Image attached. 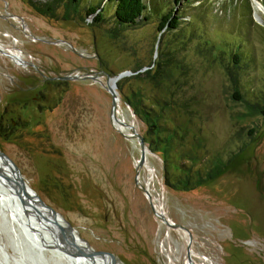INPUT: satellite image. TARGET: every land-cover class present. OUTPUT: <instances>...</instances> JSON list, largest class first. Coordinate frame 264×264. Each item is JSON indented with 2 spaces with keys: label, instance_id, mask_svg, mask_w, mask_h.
Listing matches in <instances>:
<instances>
[{
  "label": "rangeland",
  "instance_id": "374dc122",
  "mask_svg": "<svg viewBox=\"0 0 264 264\" xmlns=\"http://www.w3.org/2000/svg\"><path fill=\"white\" fill-rule=\"evenodd\" d=\"M103 1L81 0V13L64 19V0H0L2 54L28 62L0 54V151L114 264H264V0H205L196 10L204 0H184L182 33L169 38L155 15L119 29L109 4L95 27L85 8ZM166 61L162 79L144 78ZM125 71L113 116L126 126L118 128L100 72ZM74 74L99 80L60 79ZM137 92L141 103L124 98ZM141 109L161 116L163 147L144 143L139 167L130 135L148 133ZM8 219L0 217V243L9 254L66 264L31 249Z\"/></svg>",
  "mask_w": 264,
  "mask_h": 264
},
{
  "label": "trees",
  "instance_id": "16d2710c",
  "mask_svg": "<svg viewBox=\"0 0 264 264\" xmlns=\"http://www.w3.org/2000/svg\"><path fill=\"white\" fill-rule=\"evenodd\" d=\"M53 2H54L53 7H56L60 4V2H63V0H53ZM80 2L81 0H64L63 5L67 11L66 16H64V19H67L69 10L76 14L81 13L80 7L82 6V4H80ZM173 2H174V6L168 9L166 8L168 6L167 4H166L167 5L166 7L164 6L165 3L163 2V0H104L103 5L101 7L91 5L92 3L88 4V6L85 8V14L87 16L95 15L94 25H96L95 27H99L100 23H102V21L104 20V17H103L104 16V5L109 4L113 11L112 13L113 19L119 29L133 27L137 25L138 22L148 21L151 15H155V16H158L157 30H159V32L163 31L164 33H166V36H167L166 38H169L172 34H175L174 36H177L179 33H182V30L180 28L182 15L178 14L179 12L177 11V9L179 8L180 4L184 2V0H173ZM204 4H205V0L201 4L199 2L198 6H196L193 10H196L198 8L205 6ZM51 12H52V9L50 10L49 8H47L46 11L44 9L42 11V13H47V14ZM203 13H200L199 15L200 20H202L203 18ZM209 13L210 11L208 10V14ZM214 18H215V15H214ZM96 23H99V24H96ZM112 35H114V33ZM170 41L171 40L167 42L169 43ZM232 56H233V61H237V59L240 58L238 53H233ZM167 62L168 61L164 63V66L158 62L155 68L156 70L153 73H151L149 70L144 75V78H147L150 82L158 81L162 79L163 77L162 72H165L164 70L167 66ZM136 70L137 69H135L134 72ZM139 77L140 75L137 74L135 76H131V78L123 79L121 83L119 84V89L124 82L132 81V80H139ZM124 98H126L129 103L133 101V103L138 104V103H141L142 101L139 92H137L136 94L134 93L132 96L124 97ZM24 109L26 110L25 107ZM137 113L139 117L141 116L144 117V122L146 123V126L148 128V133H146V135L143 136L144 143L146 144L151 143V146H150L151 150H153L151 148L153 146L157 149L159 146L162 148L163 144L159 145V143L156 142V140L159 141V138H160L159 134L161 133L160 132L161 130L159 131V127H160L159 118H161V116L159 115L155 116L154 114L152 115L151 113L145 112L142 109H141V112H137ZM261 114L264 115V110H261ZM166 142L168 144L169 140H167ZM157 149L154 151H158ZM221 172H222V167L214 169L209 174H207L205 177H200V180L196 182L195 186H199L203 182L216 177ZM180 187L183 190L189 189V186L187 183L180 185Z\"/></svg>",
  "mask_w": 264,
  "mask_h": 264
},
{
  "label": "bare ground",
  "instance_id": "6f19581e",
  "mask_svg": "<svg viewBox=\"0 0 264 264\" xmlns=\"http://www.w3.org/2000/svg\"><path fill=\"white\" fill-rule=\"evenodd\" d=\"M12 19H15L17 22V18L11 15V20ZM3 36L6 37V35ZM8 49L10 48H6V50ZM11 50L15 52L14 49L11 48ZM2 52L3 51L0 49V54L2 56L8 58L9 60H12V56L11 58H9L3 55ZM13 64L20 66L22 68H26L28 62L26 61V65H22V64L20 65L14 62ZM114 123L118 128L123 126V121L117 119L116 116H114ZM12 177L15 176L11 174L9 167H7L1 161L0 162V217L9 218L8 221L10 228H15V227L18 228V225H22L23 229L25 230V233L34 242L31 244L29 243V245L32 248L28 246V244L26 243L29 248L34 249L35 252L42 255V250H39L41 248H38L39 246L37 243L39 244L42 243L47 246H51L55 244H58L60 246L68 245V246H72L70 247L71 249L78 252L75 256L80 258L81 264H114L111 256L108 257L86 256L85 253L89 251L86 249V247L83 246L82 242H80V240L74 234L68 231L66 221L63 220L59 214L58 215L55 214L54 216L51 217V215H49L47 210L41 209L36 205H34L31 207L35 212L34 211H33L34 213L29 212V214L26 216L18 199L11 194L10 191L11 183H14L15 181L13 180L11 182ZM13 214L15 217L11 216ZM57 226L61 227V233H62L61 235L59 234V231H57ZM21 239L17 237V241L14 240L15 245L17 247L22 245ZM35 247H37V249ZM50 252L55 254L60 261H64L66 264H74L68 259H66L62 254H60V252L57 251H50ZM9 260L12 261L13 264H29V263L34 264V262L30 258L25 257L22 252L18 253L15 256L14 255L12 256L7 252V250L4 247V244L0 243V264H9Z\"/></svg>",
  "mask_w": 264,
  "mask_h": 264
},
{
  "label": "water",
  "instance_id": "95a60500",
  "mask_svg": "<svg viewBox=\"0 0 264 264\" xmlns=\"http://www.w3.org/2000/svg\"><path fill=\"white\" fill-rule=\"evenodd\" d=\"M102 73L105 77H106V82H105V89L106 91L109 93L110 97H111V111H112V116L115 115V109L117 108V102H118V93H117V82L126 77L131 75V73L129 71H125V72H121L117 75H115L114 77H110L107 73L104 72H100ZM78 78H89L92 79L93 81H98V77L95 74V76H78V75H68L65 77H61L60 79L62 80H76ZM113 121H114V116H113ZM123 126H126L123 123ZM133 129V126L130 125V130ZM133 135H130L132 137H136L139 140V147H140V159L138 162V166L141 167L142 165H144L145 163V159H146V154H147V149L146 146L143 142V138L139 135H137L134 131L132 132ZM3 162L7 167H9L11 174L15 177H12L11 182L13 180L14 183H11V194L14 195L21 207L23 208L24 214H26V216L29 214V212L34 213L35 211L32 209L31 206L36 205L37 207L41 208V209H45L47 210V212L49 213V215L54 216L55 214L58 215V213L53 210L50 206H48L41 198H39V196H37L35 194V192L33 190H31L26 184L25 181L19 171V169L17 168V166L15 165V163L13 162V160L6 155L5 153H3L2 151H0V162ZM34 211V212H33ZM12 217H15L14 214L11 215ZM63 219V218H62ZM64 220V219H63ZM67 223V228L68 231L72 234H74L79 240L80 242H82L83 246L86 247V249L89 252H86L85 255L92 257V256H98V257H108L111 256L110 253H105V252H97L94 251L89 244L83 240L79 234L77 233V231L69 224V222ZM18 227L21 230V233L23 234L24 239L26 240V242L28 243H34L30 237L25 233V230L23 229L22 225H18ZM57 231H59V234L61 235V227L57 226ZM38 246L42 249V250H47V251H57L60 252V254H62L66 259H68L69 261H71L74 264H81L80 258L75 256L78 252L74 251L73 249H71L70 247L72 246H60L58 244L55 245H51V246H47L45 244L42 243H37Z\"/></svg>",
  "mask_w": 264,
  "mask_h": 264
}]
</instances>
